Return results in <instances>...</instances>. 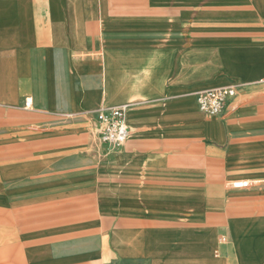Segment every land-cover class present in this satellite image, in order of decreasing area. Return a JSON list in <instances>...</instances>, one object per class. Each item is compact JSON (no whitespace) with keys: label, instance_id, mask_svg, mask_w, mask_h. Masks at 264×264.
<instances>
[{"label":"crops","instance_id":"0c3cea01","mask_svg":"<svg viewBox=\"0 0 264 264\" xmlns=\"http://www.w3.org/2000/svg\"><path fill=\"white\" fill-rule=\"evenodd\" d=\"M0 264H264V0H0Z\"/></svg>","mask_w":264,"mask_h":264},{"label":"built area","instance_id":"2783aa9c","mask_svg":"<svg viewBox=\"0 0 264 264\" xmlns=\"http://www.w3.org/2000/svg\"><path fill=\"white\" fill-rule=\"evenodd\" d=\"M239 86H229L200 92L197 95V104L202 113L210 117L221 116L228 105L236 98ZM33 102L27 99L25 108L31 109ZM127 107L107 108L98 111L100 122L99 139L111 148L119 149L124 146L130 136V128L126 119ZM233 187L245 188L243 181L232 182ZM222 241H225L223 238Z\"/></svg>","mask_w":264,"mask_h":264}]
</instances>
